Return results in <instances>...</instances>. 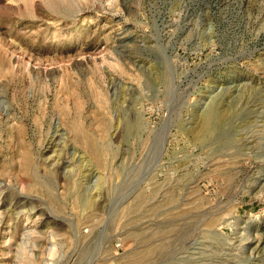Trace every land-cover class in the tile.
<instances>
[{
	"label": "rangeland",
	"instance_id": "374dc122",
	"mask_svg": "<svg viewBox=\"0 0 264 264\" xmlns=\"http://www.w3.org/2000/svg\"><path fill=\"white\" fill-rule=\"evenodd\" d=\"M257 82L264 0H0V264H246Z\"/></svg>",
	"mask_w": 264,
	"mask_h": 264
},
{
	"label": "bare ground",
	"instance_id": "6f19581e",
	"mask_svg": "<svg viewBox=\"0 0 264 264\" xmlns=\"http://www.w3.org/2000/svg\"><path fill=\"white\" fill-rule=\"evenodd\" d=\"M257 84V86H261L263 89H264V82H257L256 83ZM239 86V85H238ZM240 87V86H239ZM263 102H264V100H263ZM255 103H257V102H255ZM262 103V102H261ZM261 104H260V102L257 104V105H255V108H257V110H258V108H259V106H260ZM262 106V105H261ZM260 106V107H261ZM257 110H255L254 112H257ZM259 111V110H258ZM262 111V110H261ZM252 114H253V112H252ZM255 116H257V115H255ZM209 116H205V118L203 119V121H202V126L204 127V128H207L208 130H210V129H212L211 128V124L209 123V122H211L210 120L211 119H209L208 118ZM216 118H217V116H216ZM215 118V119H216ZM218 119V118H217ZM252 118H250V120H251ZM255 119V118H254ZM252 122V121H251ZM259 122V121H258ZM260 122L262 123V127L264 128V121L261 119L260 120ZM212 123V122H211ZM214 126V125H213ZM206 129V130H207ZM261 131H263V129H261ZM211 132L213 133V131L211 130ZM204 133V132H203ZM208 134H209V131H208ZM209 136V135H208ZM249 137H251V136H249ZM250 142H252V141H248V144L250 143ZM255 143V142H254ZM258 143V142H257ZM257 143H255V144H257ZM247 144V143H246ZM248 144H247V146H248ZM217 164V163H216ZM257 182H259V179L258 180H256ZM254 184V183H253ZM223 200V199H222ZM244 230H248L247 228H245ZM246 238V239H245ZM244 238V241H245V243H246V246L245 247H247L246 248V250H248L249 248L251 249V248H254L255 250H256V252H254V254H250V255H248L247 256V263L246 264H253L255 261H257V260H260V259H262L263 257H264V249H263V247H264V234H261V235H255V237L254 238H250V237H245ZM243 240V239H242ZM254 244H255V246H254ZM253 246V247H252ZM245 250V249H244ZM254 250V251H255ZM263 250V251H262ZM251 251V250H250ZM247 252V251H246ZM252 252V251H251ZM249 253V252H248ZM255 263H257V262H255Z\"/></svg>",
	"mask_w": 264,
	"mask_h": 264
}]
</instances>
